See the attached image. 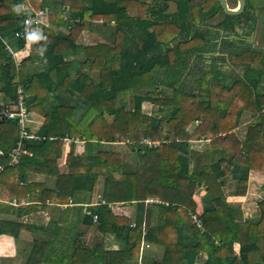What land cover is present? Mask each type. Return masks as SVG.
Listing matches in <instances>:
<instances>
[{
  "label": "trees",
  "instance_id": "16d2710c",
  "mask_svg": "<svg viewBox=\"0 0 264 264\" xmlns=\"http://www.w3.org/2000/svg\"><path fill=\"white\" fill-rule=\"evenodd\" d=\"M246 2L243 14L230 16L219 0H0V109L23 88L29 111L44 119L41 139L24 141L19 164L11 166L17 121L0 111V210L13 211L14 200L44 210L84 195L86 227L95 228L91 246L36 242L27 264L38 252L52 264H136L143 240L162 250L146 255V264H264V199L251 219L228 201L247 195L251 172L264 175V47L235 39L242 18L251 20L250 31L257 23L248 8L259 2ZM25 4L49 14L39 41L16 60L9 49L22 56L26 47L15 37L29 16ZM216 19L223 35L209 29ZM99 28L111 38L79 43ZM247 53L249 61L241 62ZM207 57L220 65L227 57L244 72L195 66ZM36 60L44 69L30 72ZM145 103L166 110L167 118L146 114ZM66 137L83 152L71 143L68 173L61 174ZM122 142L130 158L110 149ZM28 173L53 179V188L28 183ZM125 204L135 206L133 216L115 212ZM24 228L0 220V235L16 239ZM108 237L119 249L107 247Z\"/></svg>",
  "mask_w": 264,
  "mask_h": 264
},
{
  "label": "crops",
  "instance_id": "0c3cea01",
  "mask_svg": "<svg viewBox=\"0 0 264 264\" xmlns=\"http://www.w3.org/2000/svg\"><path fill=\"white\" fill-rule=\"evenodd\" d=\"M258 38L260 39V36ZM7 42L9 43L8 39ZM0 64H5V61L0 60ZM43 69V64L38 60L29 67L30 72H40ZM260 90H262V92L264 91V89ZM32 119V131L37 134L44 119L37 114H32ZM244 134L245 129L239 130V135L242 139H244ZM77 144V151L82 153L83 145L80 143ZM192 148L201 151L203 150V144L194 143ZM69 149L70 146L65 145L63 157L58 160V169L61 174L68 173L65 162ZM254 179L258 183H263L264 175L257 172L250 173L248 193L250 192L251 183ZM25 180H27L28 183L44 184L48 188H53L54 184L53 179L37 173H28L25 176ZM20 185H24V182H21ZM253 189L254 188L251 189V192ZM77 197L81 198L79 202H82V204L77 203ZM77 197H75V200H70V203L67 205L47 204L46 209L36 211H34L31 205L25 200L22 201L21 206H18L17 202L14 200L13 202H15V204L12 202L13 211L8 208L7 211L0 210L1 221H13L25 227L20 231L16 239L9 235H0V264H27L36 242L52 245L54 248L58 249L62 247H71L73 244L91 246L93 244L92 238L94 237L92 234L93 228L86 227L87 223H84V215L88 210L87 204H85L87 202L86 197L84 195H78ZM196 199L198 200L197 196ZM200 199L201 197L199 200ZM245 199H247V195L243 198L231 196L228 201L240 204V202ZM81 205H84L83 208H81ZM123 206L117 208L118 212L123 211L124 215L127 217L133 216V211L135 210L133 208L134 206L131 204H125ZM130 212L132 215H130ZM106 244L111 250L119 249L118 243L112 237L107 238ZM154 250H156L155 253L150 254L152 250H149L146 252V255L149 257L150 255L162 253L160 248L154 247ZM33 254L34 264H52L48 260L46 254H42L41 252Z\"/></svg>",
  "mask_w": 264,
  "mask_h": 264
},
{
  "label": "rangeland",
  "instance_id": "374dc122",
  "mask_svg": "<svg viewBox=\"0 0 264 264\" xmlns=\"http://www.w3.org/2000/svg\"><path fill=\"white\" fill-rule=\"evenodd\" d=\"M257 2H259V4H260L257 7V9L252 10V9L248 8V18L251 17L252 15H255L257 18V23L255 26V29L253 31L252 30L250 31L249 26L252 23L251 20L247 21L246 18H242L240 20L242 30L239 33V37L235 38L236 43L237 42L242 43V42H245V41H248L251 39L252 43H254L256 47H264V0H257ZM228 4H229L230 8H236L238 6V1L237 0H229ZM28 6H29L28 4L23 5L24 8H26ZM218 23H219V19L213 20L210 23L211 27L209 29L211 31L212 30L213 31L218 30L217 28H215V26ZM100 28H99V30H97V32H95V33H99V34H95V33L93 34L90 32H85L82 35V37L80 38L79 43L86 44V45H92V44H96L99 42H106L107 40H109L111 38V34L105 32L104 29L101 30ZM205 29L201 28V31L203 33H205L206 32ZM218 31H220L221 34L223 35V32H222L223 30H218ZM259 36H260V39L258 38ZM34 43H37V42H34ZM32 44H30V45H32ZM28 50L29 49L26 48L25 51H23L24 52L23 55L20 57H22V58L26 57V55H28ZM238 59L241 62L246 63L247 61H249L250 55H249V53H247V54H244L242 57H239ZM211 63H216L218 66L222 65V64L220 65L219 61H214L213 58L211 59L210 57H207V59H205L204 62L198 61L196 63L197 65H195V66L198 68L206 67L207 69H209V66L211 65ZM229 65L233 66V69L235 71H237V73H239L240 75L243 74L244 69L242 67H239V66H234L232 60H230V59L227 60V57H226V62L223 63L222 67H224V70H226V69H228ZM194 72H197V69H196V71L194 70ZM262 93H264V91ZM143 111L146 114L156 115V116H159L163 119L167 118V114H166L167 111L166 110H159L158 107H155V106L148 104V103H145L143 105ZM160 111H162V112H160ZM249 120H250L249 115L244 114L243 115V122L247 123V122H249ZM110 149L113 151H118V152L122 153L126 158H130L132 155L130 149L125 144V142L117 143L114 146H110ZM131 163H133V161ZM227 184H228V186H227L228 190L232 189L235 185V183H233L230 178L228 179ZM252 188H254V189L251 192ZM204 194H205V192L203 190L199 191V193L197 194L198 201H199V198L202 197L201 195H204ZM263 199H264V182L258 183L254 179L253 182L251 183L250 192L247 194V199L240 202V210H241V214L243 215V217L248 218V219L256 217L257 211H258L257 210L258 203L260 201H262ZM231 203H233V202H231ZM117 208H118V206L115 207V210H116L115 212H117L119 214H124L123 211L118 212ZM133 208L136 209L135 206ZM133 212L135 213V210ZM130 215H132L131 212H130ZM92 234H95V228L92 229ZM151 250L152 251H150V254H153L156 251V250H154V247H152Z\"/></svg>",
  "mask_w": 264,
  "mask_h": 264
},
{
  "label": "built area",
  "instance_id": "2783aa9c",
  "mask_svg": "<svg viewBox=\"0 0 264 264\" xmlns=\"http://www.w3.org/2000/svg\"><path fill=\"white\" fill-rule=\"evenodd\" d=\"M25 7V6H24ZM23 9L29 14L27 18L25 19L23 23V27L21 31H18L15 33V37L21 40H24L26 42L25 49H29L28 47L30 44L34 42H38L40 37L43 34V26L46 25L48 12L46 10H39L37 12L31 10V7H26ZM25 49L23 51H25ZM10 53L13 55L14 59L20 58V52L16 53L13 52L11 49H9ZM22 51V52H23ZM21 52V54H23ZM1 111V116L4 119L11 120V121H17V127H18V135L19 140L17 142L16 148H14L12 151L9 152L8 156L10 158L9 165L15 166L18 165L21 159L22 154L24 153L22 150L23 142L27 140H34L38 141L41 138L38 137L33 131H32V113L28 109L27 105V95L23 88H20L17 94V99L9 106H4ZM77 142L73 138L66 137L64 138L65 145H70L71 143ZM0 155L4 156V152L0 150ZM4 169L3 166H0V172H2ZM15 204V202H13ZM90 215V213H88ZM94 223H97L98 216H93ZM193 222L196 225L198 229L203 231L202 222L198 220L197 216L193 217ZM135 225L133 224L132 227ZM145 234V233H144ZM152 248V246L142 241L140 252H139V258L137 259L136 264H146L145 263V257L146 252L149 251Z\"/></svg>",
  "mask_w": 264,
  "mask_h": 264
},
{
  "label": "water",
  "instance_id": "95a60500",
  "mask_svg": "<svg viewBox=\"0 0 264 264\" xmlns=\"http://www.w3.org/2000/svg\"><path fill=\"white\" fill-rule=\"evenodd\" d=\"M238 1V6L236 8L231 9L228 5V0H219L220 5L222 6L224 12L227 15L230 16H239L244 13L245 8H246V0H237ZM89 214L86 213L84 215V223H87L89 221Z\"/></svg>",
  "mask_w": 264,
  "mask_h": 264
},
{
  "label": "flooded vegetation",
  "instance_id": "af4514ba",
  "mask_svg": "<svg viewBox=\"0 0 264 264\" xmlns=\"http://www.w3.org/2000/svg\"><path fill=\"white\" fill-rule=\"evenodd\" d=\"M247 4V3H246Z\"/></svg>",
  "mask_w": 264,
  "mask_h": 264
}]
</instances>
